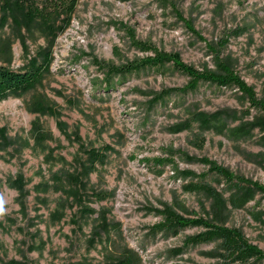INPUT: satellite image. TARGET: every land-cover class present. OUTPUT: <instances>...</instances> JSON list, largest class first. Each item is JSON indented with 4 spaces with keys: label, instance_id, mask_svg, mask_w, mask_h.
<instances>
[{
    "label": "rangeland",
    "instance_id": "obj_1",
    "mask_svg": "<svg viewBox=\"0 0 264 264\" xmlns=\"http://www.w3.org/2000/svg\"><path fill=\"white\" fill-rule=\"evenodd\" d=\"M130 30L198 71L229 64L264 99V0H78L54 39L23 19L0 21V67L53 58L39 84L0 102V264H104L123 252L139 264H224L218 240L185 246L202 227L155 232L168 210L238 229L264 252V194L235 189L203 162L264 187L259 111L234 87L181 93L190 78L171 63L112 73L153 56ZM225 40L216 58L209 47ZM85 168L74 189L68 177ZM190 182L218 197L186 190Z\"/></svg>",
    "mask_w": 264,
    "mask_h": 264
},
{
    "label": "trees",
    "instance_id": "obj_2",
    "mask_svg": "<svg viewBox=\"0 0 264 264\" xmlns=\"http://www.w3.org/2000/svg\"><path fill=\"white\" fill-rule=\"evenodd\" d=\"M78 0H0V21L5 24L10 18L13 24H19L23 19L25 24L30 27L39 28L48 38L54 39L59 34L65 32L71 24ZM182 20V15L176 13ZM131 44L145 52L153 53V56L146 57L127 65L124 68H113L112 73L126 72L135 73L143 68L161 67L166 63H171L174 68L186 74L190 81L180 90L181 93L194 91L201 82H210L222 88L234 87L249 103L250 109L259 111L260 115L255 119L256 125L264 130V99H259L254 88L243 81L230 67L229 64L218 61L217 72L208 70L198 71L191 66H187L181 61L177 54H167L157 50L148 44H143L136 40L133 31L128 33ZM227 41L219 44V48L209 47V52L216 58L219 56V49L226 45ZM51 53H46L43 62L37 63L32 60L28 63L25 70H12L8 67H0V102L11 94L24 92L32 89L42 80L43 74L49 71L52 61ZM111 73V74H112ZM202 114H197L194 121L205 127L208 120L201 118ZM189 128L188 126H186ZM89 164L91 166L93 159L98 158L97 153L90 152ZM156 162H160L157 160ZM204 163L210 166V171L215 173L222 180L232 185L237 190H243L247 193L261 192L264 194V187L257 182L250 181L240 176H236L228 169L216 166L212 162L204 159ZM87 169L81 173L70 175L69 181L73 183L74 189L81 183V178L88 175ZM12 187L18 193L20 210L24 212L26 204L25 180L22 174H18L12 181ZM186 190L202 192L210 197H218V194L207 184L190 182ZM77 196H79L76 193ZM216 200V199H215ZM90 211V210H89ZM164 220L154 227L155 232L161 231H179L186 227H202L203 232L191 236L185 240V246H197L203 243H210L216 240L220 241L219 248L214 252L224 264H261L264 261V252L248 243L243 233L238 229L218 226L211 222L199 219H187L168 210ZM100 230L106 229V220L102 214L100 217ZM141 258L134 252L121 253L116 257L109 258L104 264H139ZM11 264H16L11 262Z\"/></svg>",
    "mask_w": 264,
    "mask_h": 264
}]
</instances>
